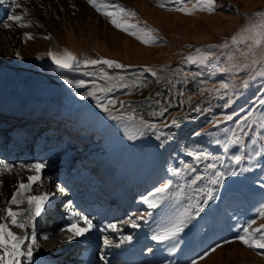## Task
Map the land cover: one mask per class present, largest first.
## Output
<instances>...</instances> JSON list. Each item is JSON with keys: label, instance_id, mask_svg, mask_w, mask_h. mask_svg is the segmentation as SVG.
Here are the masks:
<instances>
[{"label": "rangeland", "instance_id": "rangeland-1", "mask_svg": "<svg viewBox=\"0 0 264 264\" xmlns=\"http://www.w3.org/2000/svg\"><path fill=\"white\" fill-rule=\"evenodd\" d=\"M1 1L0 69L6 66L11 70H32L39 76L35 79L39 85L35 87L46 88V94H49L48 85L55 80L65 89L50 114L28 123L29 130L23 134H30L34 142L21 156L17 152L18 140H12L14 135L10 132L7 134L10 141L6 156L13 165L7 174L30 171L26 167L29 164L41 163L49 169L56 165L59 161L54 155L43 159L31 157L38 154L46 139L49 146L45 150L74 153L65 160L74 159L76 154L83 156L71 169L85 162L93 163L81 169L82 172L47 173L45 170L41 181L50 177L46 191L56 197L60 195L57 185L61 180L71 175L73 180L91 175L81 187L66 194L65 204L54 211L57 216L50 214L45 222L58 223L61 218L57 217H63L68 211L67 202L84 195L95 210L86 213L84 207L71 204V209L79 216H87L97 223L105 215L106 219L97 223L98 226L115 223L122 226L115 237L101 235L100 246L104 245L105 237L113 242L109 245L111 257L128 243H121L124 236L142 239L148 244L136 259L126 264H192L193 261L197 264H264V250L248 247L237 239L244 234L243 228L250 225L254 238L264 235V229L253 231L264 224V217L259 214L264 207V128L260 127L264 123V104H261L264 60L253 63L259 58L244 57L231 45V37L242 26L259 19L255 14L264 11V0H213V11L202 7L209 0H98L133 10L135 16L123 19L135 25L132 31L140 34H143L140 30L154 29L152 35L158 39L151 43H144L130 31L117 28L109 16L97 11L88 0ZM17 3L19 8L15 7ZM185 6L190 9L196 6L195 11L189 14L178 10ZM13 14L23 15L30 26L21 27L15 21H8L7 17ZM6 23L11 26L5 27ZM25 33H31L32 38L26 39ZM226 40L230 45L228 49L209 47L222 45ZM240 47L246 51L245 46ZM64 49L74 53L81 63L62 68L47 55L50 51L62 53ZM197 49L205 54L215 53L209 65L187 62L189 55H197ZM229 55H233V60H228ZM85 57L114 60L126 67L85 64L82 62ZM236 63L241 70L219 71L220 67ZM245 64L250 66L245 68ZM146 68H152L156 76ZM105 74L111 79H105ZM79 81L84 83L79 84ZM222 84L228 87L222 88ZM97 87L111 88V91L88 95ZM109 100L115 103L109 104ZM102 104L108 107V112ZM130 115L137 119H129ZM225 116L232 119L225 120ZM204 117H208V121L201 126L198 122ZM140 118L157 128L143 127ZM173 119L179 121V127L172 125ZM5 124V118L0 116V125ZM40 127H44L43 130H38ZM233 134L239 138V143L233 142ZM2 135L0 127V148ZM166 151L165 162L158 168ZM193 152L208 155L196 159ZM234 155L244 158L237 164L232 159ZM112 159L116 160L117 179L121 183L114 186L110 196L102 198L108 183L100 170L105 160ZM210 164H215L216 168L209 167ZM218 171L224 172L225 178L213 184ZM229 172L235 175H228ZM168 180L172 184L166 199L157 207H150L145 202L149 194ZM39 188L37 185L35 189ZM208 189L213 191L211 200L207 199ZM8 200L0 204V222H4ZM123 203L130 206L124 207ZM198 206L204 211L198 213ZM185 209L189 213L183 231L177 234V244L153 239ZM253 220L255 224H251ZM125 221H134L138 227ZM7 223L18 235L25 232V228L12 225L10 217ZM190 223V229L185 230ZM38 227L34 254L42 255L48 250L49 257L57 254L58 264L69 263L71 258L84 261V248L62 257L61 252L52 251L56 244L63 246L65 239L59 238L63 232L57 230V235L45 236L43 224ZM29 241L31 243V238ZM29 243L22 246L23 251H27ZM216 245L220 247L213 252ZM87 246L88 243H84V247ZM98 252L95 251V256ZM201 256L204 258L200 259ZM23 260L29 264L25 257H21V262ZM116 264L125 263L120 259Z\"/></svg>", "mask_w": 264, "mask_h": 264}, {"label": "snow or ice", "instance_id": "snow-or-ice-1", "mask_svg": "<svg viewBox=\"0 0 264 264\" xmlns=\"http://www.w3.org/2000/svg\"><path fill=\"white\" fill-rule=\"evenodd\" d=\"M90 4H92L97 11L103 12L104 15H107L111 18V23L114 24L117 28H120L124 31H130V34L136 35L138 39L142 40L144 43H151L154 42V40L158 39V37L153 36L152 33L155 31L154 29H144L140 30L143 32V34H140L138 31H132V29L135 28V25H132L125 21L123 19L124 16H135L136 13L131 9H126L125 7L121 5H112L108 3H101L98 2V0H88ZM16 8H19L20 5L17 3L15 4ZM195 7L193 8H187L181 7L178 10L191 13L195 11ZM202 7L206 8L208 11H213V0H209V3L202 5ZM109 8H115L116 10H108ZM14 11V9H13ZM26 11V10H25ZM256 17L259 19L255 22H249L241 27V29L234 34L231 37V45L235 46L236 51H241V54L244 57L252 56V57H258L259 59L253 60V63H257L260 60H264V11L257 12ZM8 21H15L19 23L21 27H27L30 26V22L24 21L23 15H9L7 17ZM5 27H10V24H5ZM26 39H31L32 34L31 33H25ZM50 38V37H48ZM241 45L246 47V51H243L241 49ZM211 47H222L225 49H228L230 47L229 42L226 40L222 45L219 46H209ZM19 55V53H16ZM53 61L57 65H59L62 68H71L73 66V63L79 64L81 61L77 59L76 55L72 53L71 51L64 49L62 53H57L50 51L47 53ZM215 53L212 51H209L208 53H202L200 49H197V55H189L186 60L187 62L191 63H199L200 65H209V61L211 57H214ZM233 55L228 56V60H233ZM85 64H106L109 67H116V68H124L126 65L119 63L118 61L109 60V59H100V60H92L87 57H85L82 61ZM215 67V65H212ZM249 64H245L244 67H249ZM146 71L150 72L153 76H156V72L152 68H146ZM232 70H241L240 64H232L230 67H220V72H229ZM105 79H111V77H108L107 74H105ZM120 79H123V77H120ZM68 83H72V81H68ZM79 84H83L84 81H79ZM222 88H227V84H222ZM206 89H202V91H205ZM97 91L102 92H108L111 91V88H94L91 92L88 93L90 96H95ZM212 91H219L218 89H213ZM109 104L115 103V101L109 100ZM261 104H264V100L261 101ZM123 106V104H122ZM101 107L104 109V111L108 112L109 109L106 105H101ZM196 111H199V108L196 109ZM163 113H160L162 115ZM251 115V113L249 114ZM131 120H136L137 118L134 115H130L128 117ZM225 120H231L232 116H225ZM139 123L145 127V128H157V125L155 124H149L147 121H144L142 118L139 119ZM172 125H175L179 127V121L176 119H173L171 121ZM219 123V121H217ZM166 126V125H165ZM260 127L264 128V123L260 125ZM143 134V133H141ZM199 135V133H197ZM234 135V141L235 143H239V138L235 137ZM130 139L133 137H129ZM193 156H195L196 159H200L201 157H207V153L203 152H193L191 153ZM243 155H234L232 159L239 164L240 161L243 159ZM21 167H25L24 165H21ZM29 169H32L35 171V175L28 177V183H25L21 181L18 185L17 191L12 196L10 205L4 209L6 215L2 218L4 222H0V264H21V257H25L29 264H32V258H33V248L36 245V234L33 230L31 233V243L26 245L27 251L22 250V246H24V241L28 239L27 233L24 236L18 235L16 232L12 231L11 227L7 223L8 218H11V224L19 227V228H26L28 224H32L33 229L35 228V218L37 216H40L44 205L49 200L48 193H44L42 195H24L26 192H30L32 188V184L40 179V171L45 167L44 164L41 163H35V164H29L26 166ZM209 167L216 168L215 164H210ZM13 169V165L8 164L4 160H0V174H3L5 171L11 172ZM228 175H235V172H229ZM225 178V173L222 171H218L215 173V177L212 180L213 184L220 183L222 179ZM196 179H200V177H196ZM195 183V180L193 181ZM172 184L171 180H168L165 183H162L159 187H157L153 193L149 194V198L146 199V203L149 204L150 207L155 208L160 203H162L166 199V194L168 193V190ZM59 187V186H58ZM154 197V199H153ZM207 199L211 200L213 199V191L211 189L207 190ZM25 201H27L28 208L21 209V210H13L11 205H20L23 204ZM69 210L71 211L72 205H68ZM204 211L203 207L198 206V213ZM189 210L185 209L183 213L178 218H175L172 220L167 226L163 227L161 231L153 237V239L161 240V241H167L171 240L173 237L177 236L178 233L182 232L185 226V221L188 216ZM27 214V215H26ZM260 216L264 217V207L260 209L259 212ZM26 215V218H25ZM73 220L72 222L67 226L66 229H63V231H66L68 233H71L67 237L68 240L74 239L76 236H82L85 232H87L89 229L93 227L92 220H90L87 216H79L76 213H72ZM20 217V219H18ZM81 221L85 225V227H78L80 225ZM125 223H132L133 227H138V225L135 224L134 221H125ZM256 221H251V224H255ZM251 226V225H250ZM249 227L243 228V235H238L237 239L241 242H243L248 247L252 248H259L264 250V235H261L259 239H256L253 237V233L250 232ZM109 228H112L113 230H116V225L110 224L108 225ZM264 229V224L260 225L259 227L255 228L254 232H261V230ZM47 238V237H45ZM132 240L131 236H124L121 238V243L124 242H130ZM227 242V241H226ZM113 242L111 240H108L107 237H105V244L110 245ZM174 247V246H173ZM220 247V245H216V247L212 248V251L214 252L216 248ZM209 253H205V255H208ZM204 256H201L200 259H203ZM192 264H197L196 261H193Z\"/></svg>", "mask_w": 264, "mask_h": 264}, {"label": "bare ground", "instance_id": "bare-ground-1", "mask_svg": "<svg viewBox=\"0 0 264 264\" xmlns=\"http://www.w3.org/2000/svg\"><path fill=\"white\" fill-rule=\"evenodd\" d=\"M1 8H2V1L0 3V10ZM6 74H10V75H6ZM38 77H39L38 74H35V72H32V70L30 71H26L23 69L11 70L6 66L3 69H0V108L2 109V112L9 113L11 110H14V112H19L21 114L31 113L33 119L35 120L43 117L42 115L43 113L47 115L48 112H50L51 108L57 104L59 99H54L52 96H49V94H52V92L50 91L51 89H48L49 94H46L47 93L46 88L35 87V85H39L35 81V79H37ZM51 84L52 85L58 84V82H56L55 80ZM52 85H48L49 88H51ZM23 119L24 117L19 118L18 121H15L13 123H7L3 126H0L3 130V135L1 137L2 148H0V160L4 159V161H6L8 164H10L9 161L10 157L6 156L5 149L10 141V137L7 134L9 133V131L14 129V127L18 128V130L24 131L25 125L22 122ZM43 128L44 127H41L39 130L41 129L43 130ZM12 140H18L19 145L17 148V152L20 156L27 150V148L31 147V145L34 142L33 137L21 138L19 135H15L12 138ZM47 146H49V141L46 139L42 143V147L39 148L38 154H32L31 157H39L40 159H43L48 156L53 157L54 155L53 158L59 162L56 165L51 166L50 169L49 167L48 168L44 167L40 171V179L32 184L31 191L24 193V195L26 196L42 195L44 193L50 194L49 200L44 205V209L41 215L35 218L34 221L35 228L33 229L32 224H28V226L25 228L24 233L19 232V235L21 236H24L26 233L28 235V239L24 241V245L30 242L29 239L31 238V233L33 230L35 231V234L37 233V231L39 230L38 225L39 223H41L43 224V228L46 230L44 233L45 236H53L55 234L57 235L56 233L58 232L57 230L63 232V235L59 236V238L61 237L62 239H65L63 240V246L60 247L56 244V248L52 250L54 252H59V253L61 252L63 254L61 255V257L66 254L75 253L80 248H84L86 250L84 255L85 258L83 262H80L79 259L71 258L70 260L68 259L69 263L65 261L64 264H95V263L116 264V262L119 261V256H118L119 253H123V255H129L134 251H136V254L133 255L132 259L137 258L144 251V248L148 246L146 241H143L142 239H137V240L132 239L130 242L125 244L122 249L116 250L115 255L113 257L110 256V253L112 251L110 250L109 245L104 243L103 246H100V243L103 241L101 237L102 234L105 236L115 237L118 231L119 232L121 231V227H122L121 224L119 223H115L116 230H113L112 228L109 227L98 226L97 223L106 219L105 215L102 216V218L99 221H97V223H94V221L92 220L93 227L89 229L87 232H85L82 236H76L72 240H68L67 238H65V236L68 237L71 234L66 233L65 231H63V229L65 228L66 225H69L72 222L73 220L72 213L74 212L78 214L76 211L72 209L71 211L69 210L68 208L69 204H74V206L80 208L84 207L83 211L86 213H91L95 210L94 205L89 203V201H86L84 195H81L76 199L67 202L66 206L68 208V211L63 217H57V219L61 218V220L58 221V223L50 224L45 222L46 219L49 218L50 214L57 216V214H55L54 211L55 209H58L59 205L65 204L66 194H70L77 188L81 187V185L84 184L91 177V175L85 174L84 177L78 180H73L72 179L73 175H71L69 176V178H66L65 180H61L60 184L57 185V188H59L58 192L60 193V195L56 197L55 195H53V193H49L46 191V188L49 187V183L51 181L50 177H46L43 181H41V178L43 176L42 174L45 172V170H48L46 171L47 173L58 172L59 170H64L66 173L72 170L74 172H82L81 169L85 167H90L92 164V162L89 161V162H85L82 166H78V168L76 169L73 168L71 169V166L80 163V160L83 157L81 154L74 155L75 158L72 160H65L66 157L74 153L70 152L68 154L62 151H52V152L47 151L45 150ZM31 157H22V159L31 158ZM115 163H116L115 159L105 160L103 162L102 170L104 171V174L106 176L111 173L109 172L110 170H113L115 172V168H116ZM7 173L8 172L5 171L3 174H0V204L2 203V201L4 200L6 201V199L9 198L8 203L10 205L11 198L17 191L19 183L21 181L28 183V177L33 176L36 173L32 169H30V171L29 170L17 171L15 172V175H11V173L7 174ZM112 182L113 183L108 182L109 185L106 187L105 193L102 194V198L105 196H110L114 191L115 184L118 185L121 183L120 181L116 180V173ZM37 185H40L39 189H35ZM93 201L94 200H92V203ZM11 207L13 208V210H21L28 208V204L27 201H25L23 204L14 205V206L11 205ZM18 219H20V217H18ZM190 226L191 223L187 225V227H185V230L190 229ZM78 227H85V225L81 221ZM126 229L128 230L131 228L126 227ZM168 241L171 242L172 244H177V236L173 237L171 240ZM86 242L88 243V246L84 247V243ZM97 250H99V252L98 255L96 254L95 256V251ZM47 251L42 255L41 254L37 255L34 254V249H33L32 264H58L57 263L58 260L56 259L57 254H53L52 257H49L47 256ZM100 260L101 261L103 260L105 262H101ZM23 262L24 264H26L24 260ZM23 262H21V264H23Z\"/></svg>", "mask_w": 264, "mask_h": 264}, {"label": "water", "instance_id": "water-1", "mask_svg": "<svg viewBox=\"0 0 264 264\" xmlns=\"http://www.w3.org/2000/svg\"><path fill=\"white\" fill-rule=\"evenodd\" d=\"M51 91L54 98H59L61 94L64 92V89L61 85L55 84L51 86Z\"/></svg>", "mask_w": 264, "mask_h": 264}]
</instances>
